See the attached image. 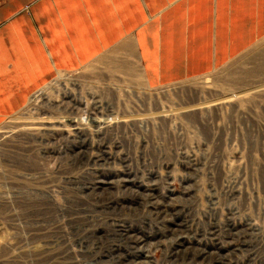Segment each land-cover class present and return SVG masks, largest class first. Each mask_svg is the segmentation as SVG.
<instances>
[{"label":"rangeland","instance_id":"374dc122","mask_svg":"<svg viewBox=\"0 0 264 264\" xmlns=\"http://www.w3.org/2000/svg\"><path fill=\"white\" fill-rule=\"evenodd\" d=\"M111 64L0 125V264H264V44L157 88Z\"/></svg>","mask_w":264,"mask_h":264},{"label":"crops","instance_id":"0c3cea01","mask_svg":"<svg viewBox=\"0 0 264 264\" xmlns=\"http://www.w3.org/2000/svg\"><path fill=\"white\" fill-rule=\"evenodd\" d=\"M263 44L264 0H0V125L61 74L96 62L131 78L137 69L157 88Z\"/></svg>","mask_w":264,"mask_h":264},{"label":"bare ground","instance_id":"6f19581e","mask_svg":"<svg viewBox=\"0 0 264 264\" xmlns=\"http://www.w3.org/2000/svg\"><path fill=\"white\" fill-rule=\"evenodd\" d=\"M181 243H182V241H181ZM121 248V247H120ZM112 249V248H111ZM134 251V250H133ZM97 256V255H96ZM206 258V257H205Z\"/></svg>","mask_w":264,"mask_h":264}]
</instances>
